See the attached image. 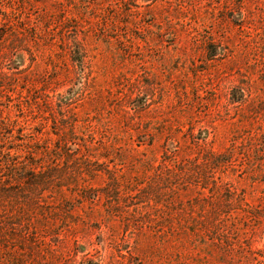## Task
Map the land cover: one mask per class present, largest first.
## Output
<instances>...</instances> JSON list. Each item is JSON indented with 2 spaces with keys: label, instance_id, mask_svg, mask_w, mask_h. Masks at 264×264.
Here are the masks:
<instances>
[{
  "label": "rangeland",
  "instance_id": "rangeland-1",
  "mask_svg": "<svg viewBox=\"0 0 264 264\" xmlns=\"http://www.w3.org/2000/svg\"><path fill=\"white\" fill-rule=\"evenodd\" d=\"M9 146L0 264H264V0H0Z\"/></svg>",
  "mask_w": 264,
  "mask_h": 264
},
{
  "label": "trees",
  "instance_id": "trees-1",
  "mask_svg": "<svg viewBox=\"0 0 264 264\" xmlns=\"http://www.w3.org/2000/svg\"><path fill=\"white\" fill-rule=\"evenodd\" d=\"M11 148L12 147H10V146L8 147L9 150H8L7 154H5V155H8L6 157V159H4L5 156H2L3 158L0 157V180H1L0 182L8 181L9 184H19V183L26 182V183H28L27 185H31V186L35 185L31 182L33 180L32 178L34 177V175L32 173L29 174L27 172V174L25 176H22V177L18 176V175L22 172L21 170H25L27 168L34 170L36 167L32 166V164L28 165V162L18 161L16 158H14V156H16L17 151L11 154V153H9V152H11ZM2 166L5 170H7L9 172L14 170L13 173H11V175L6 174L5 176H2V174H1L3 171ZM5 170L3 172H5ZM17 170H20V171H17ZM37 173H39V172H37ZM6 189H8V191H10V190H14V187H12V188L7 187ZM4 195L7 196L8 194L6 193Z\"/></svg>",
  "mask_w": 264,
  "mask_h": 264
}]
</instances>
